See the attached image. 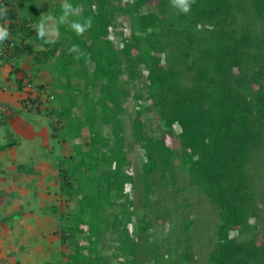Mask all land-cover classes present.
Returning a JSON list of instances; mask_svg holds the SVG:
<instances>
[{"label": "trees", "instance_id": "trees-1", "mask_svg": "<svg viewBox=\"0 0 264 264\" xmlns=\"http://www.w3.org/2000/svg\"><path fill=\"white\" fill-rule=\"evenodd\" d=\"M7 1L18 0H0V15ZM54 1L21 8L0 57L14 61L25 109L50 119L52 138L88 134L58 168L64 208L51 210L72 248L65 264H197L191 189L215 216L205 264H264V0H190L188 13L174 0ZM66 4L76 12L61 24ZM88 19L82 33L71 27ZM42 24L53 29L41 36ZM32 71L49 80L35 85ZM130 96L140 108L129 144ZM145 112L158 119L154 133ZM134 146L144 162L132 173ZM157 225L169 227L162 244L149 242Z\"/></svg>", "mask_w": 264, "mask_h": 264}, {"label": "crops", "instance_id": "crops-1", "mask_svg": "<svg viewBox=\"0 0 264 264\" xmlns=\"http://www.w3.org/2000/svg\"><path fill=\"white\" fill-rule=\"evenodd\" d=\"M53 1L18 0L5 4L4 14L0 15V29H5L7 34L0 38V43L11 38L9 28L13 26V18L17 23L21 21L22 7L33 5L38 6L37 10H50ZM48 22L52 24L53 20L48 18ZM47 26L45 34L48 33ZM30 60L29 56H21L20 66L29 69ZM13 63L0 57V260L2 264H65L66 248L60 242L59 221L55 214L45 210L60 206L58 170L48 175L51 164L40 158L45 140L56 143L59 151L61 143L51 137L50 119L25 109L23 102L29 92L18 88L19 75L13 74ZM32 73L35 85L49 80L47 72ZM38 96L43 97L38 90H32L29 97L36 99ZM47 107L45 102L43 108ZM29 120L33 124H29ZM33 129L42 141L37 146L31 137L35 133ZM23 143L31 153L24 152ZM63 156L65 154H59L62 159ZM15 228L22 234L18 236ZM11 243L17 246L13 249L14 254L11 250L15 244ZM45 244L53 248L45 249ZM52 253L55 255L51 258Z\"/></svg>", "mask_w": 264, "mask_h": 264}, {"label": "rangeland", "instance_id": "rangeland-1", "mask_svg": "<svg viewBox=\"0 0 264 264\" xmlns=\"http://www.w3.org/2000/svg\"><path fill=\"white\" fill-rule=\"evenodd\" d=\"M8 3H10V2L9 1L4 2V5L8 4ZM52 4L53 5H57V4L61 5L62 1H53ZM41 20L46 21L47 19L43 15V18ZM117 20L118 19H116V21ZM52 29L53 28H51V25L47 26L48 32H50V30H52ZM125 33L127 34V30H125ZM110 39H112L113 41H116L115 37L112 36V35H111ZM140 85L141 84L139 83V86ZM127 88L130 89L131 96L138 89V88H134L131 83L128 84ZM50 89L51 88H48V92H50ZM50 96H53V95L50 94ZM131 96L124 103V106L126 107V113H127L126 115H124L125 116V120L124 121L126 122V124H125V140L129 144L131 143V140L129 138L130 137V135H129L130 134V125H129L130 124V118L133 117L135 110L140 108V107H138V105H140V104H136L132 100ZM141 104L146 105V102L145 103L142 102ZM81 113L82 112H81L80 108L74 109V112H73L74 115L80 116ZM144 115H145V119H146V124H148V127H149L148 129H150V130L153 129L152 130L153 133H154V131L156 132L157 131L156 130V126H157V121H158L156 115L153 112H145ZM28 123L29 124H33V122L31 120H29ZM27 128H29V127H27ZM34 128L37 129L36 126H34ZM100 130L102 131V133L104 135H106L107 134L106 132L108 131V128L107 127H102ZM33 131H34V129H33ZM31 137H33V141H35L34 144L36 146L38 144H40V142H42L39 134L36 133V132L33 133L31 135ZM57 141L61 142V147L62 148H60L61 149L60 151L58 150L57 144L50 142V140H45V143H43L44 148L42 150V154H41L40 158L42 160H44V161H47V162L49 161L50 164H51L49 166V168H48L49 169L48 170V175L51 174L55 169L56 170H58V168H66V169H68L70 167V164H66V163H64V161L61 160L62 158L59 157V154H61V153L65 154V157L71 155L73 153V145H75L76 143L80 144V143L87 142L88 141V134H87L86 130H84L83 133H82V136L80 138L67 139L65 142H62L60 140V138H57ZM23 145H24V143H23ZM24 146H25L24 147V152L25 153H31V150L26 145H24ZM130 159H131V162H132V169H130V172L133 173V171H135V170H140L141 169V165L144 162V157L142 156V153L140 152V149L137 146H134L132 148V154L130 155ZM59 164H61V165H59ZM126 190L131 195V197H134V195L132 194V192H130L128 190V188H126ZM186 200L189 203L194 204V207H193L194 210L191 213L194 215V219L198 220V224H196L195 227H194V229L197 231L196 232V239H197L196 242L198 244L197 248L199 247V249H198L199 252L197 250V253H196L198 257L195 255L196 258H198L197 264H205V262H206L205 258H206V253H207L206 248L208 247V245L210 243V240H211V237H212V233H213V230H214V219H215V216L212 214L211 207L208 205L206 199L204 197H202V195L198 194L197 191H195L194 189H191V191L189 192L188 197H186ZM1 201H2V199H1ZM183 203L185 204L184 200L181 201L182 205H183ZM196 203H198V204H196ZM63 206H64V202L60 204V208H64ZM60 208L59 209L55 208V209L57 211H59ZM51 209H52L51 207L50 208L48 207L45 210H46L47 213L50 211V213L53 214ZM133 211L135 212L134 221L136 222V219L138 220V217H140L142 215V212H138V210L135 209V207L133 208ZM55 216L58 219L59 215L56 214ZM133 225H134L133 228L135 229V225L136 224H133ZM181 227H182V221H181V218H180V220L176 224V232H177L178 237L174 238L173 239L174 241L183 238L182 234H180L181 233ZM130 229H131V226H130ZM168 230H169L168 225H157L154 228H152L151 230H148V233L150 235L149 242H155L157 244H162V241L166 237V234H167ZM14 231L18 234V236L22 234V231L20 229H18V228L17 229L15 228ZM44 237L45 236L43 235V238ZM11 244H15V243H11ZM6 245L7 244H5L4 246L7 248ZM63 246H65V248H66V250H65L66 255L71 253L72 248L68 244H65ZM15 247H17L16 244L14 245V247L11 250L12 254H14L13 249ZM46 247H47V249L48 248H51V249L53 248L52 246H50V245L46 246V244H45L44 248L46 249ZM102 249H104V248H102ZM11 252H9V254H11ZM105 254L108 255V252H106V250L104 252V255ZM54 255L55 254L52 253L51 254V258ZM0 264H2L1 260H0ZM33 264H35V263L33 262ZM145 264H151V263H145Z\"/></svg>", "mask_w": 264, "mask_h": 264}, {"label": "clouds", "instance_id": "clouds-1", "mask_svg": "<svg viewBox=\"0 0 264 264\" xmlns=\"http://www.w3.org/2000/svg\"><path fill=\"white\" fill-rule=\"evenodd\" d=\"M174 6L179 8V10L183 13H188L190 11V0H174ZM64 16L60 20L61 24H64L67 20H69L70 16L73 15L76 10L72 8L69 5H65L63 8ZM92 21L91 19L85 20L84 23H79V22H73L71 24V27L76 30L77 32H84L86 28L91 27ZM6 30L5 29H0V38H3L6 35ZM39 34L41 36L45 35V26L42 24L39 27Z\"/></svg>", "mask_w": 264, "mask_h": 264}]
</instances>
